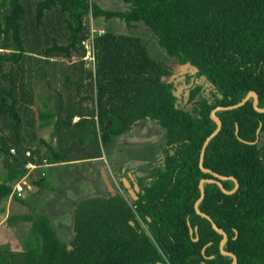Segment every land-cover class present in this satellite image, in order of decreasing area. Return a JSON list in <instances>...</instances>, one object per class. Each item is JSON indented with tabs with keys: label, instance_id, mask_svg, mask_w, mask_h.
Masks as SVG:
<instances>
[{
	"label": "trees",
	"instance_id": "1",
	"mask_svg": "<svg viewBox=\"0 0 264 264\" xmlns=\"http://www.w3.org/2000/svg\"><path fill=\"white\" fill-rule=\"evenodd\" d=\"M104 1L0 0V213L7 200L27 205L26 185L18 195L15 184L48 166L101 165L97 179L110 183L73 203L66 241L46 214L8 217L29 227L21 250L0 245V264H230L222 236L194 210L200 180L213 179L198 161L216 129L212 110L250 91L264 108V0ZM98 19L143 23L177 67L191 68L183 90L140 37L94 28ZM216 116L203 167L238 188L226 195L206 183L198 208L227 234L223 250L237 264H264V112L251 98ZM142 124L160 129L151 139L159 155L142 175L111 172L123 194L107 168ZM49 127V141L36 134ZM42 177L29 182L42 187ZM123 179L138 187L136 200Z\"/></svg>",
	"mask_w": 264,
	"mask_h": 264
},
{
	"label": "rangeland",
	"instance_id": "2",
	"mask_svg": "<svg viewBox=\"0 0 264 264\" xmlns=\"http://www.w3.org/2000/svg\"><path fill=\"white\" fill-rule=\"evenodd\" d=\"M100 3L104 4L105 1L100 0ZM99 21L103 23L105 29L117 34L140 37L151 58L163 62L169 67H175L176 86L179 91L183 90L185 85L183 74L190 72L191 68L189 66L177 67L165 53V50L158 45L155 35L143 23H137L136 27L131 28L118 19L108 21L98 19V21H94V28L97 27L96 23ZM40 103V100L36 98L35 107L39 106ZM159 130L156 127L143 128L142 124L134 129L133 139L125 142V145L121 144L116 147V154L114 156L115 166L112 167L114 171L107 168V174H109L111 183L116 185L117 189L121 190V193L123 192L124 194V190L119 187L118 182L114 178L115 171H118L116 168L129 166V171H139V174L142 175V170L148 169V165L146 164H151L156 155H159V151H157L159 148L158 139L155 143L151 141L152 137L159 135ZM51 131L52 128L49 127L37 130L36 134L49 141ZM144 162L147 163L143 164ZM81 164L83 163L68 165V167L48 166L40 169L43 177L41 173L38 174L39 172L37 171L39 170H36L34 173L31 171L27 179H22V183L26 185L27 189L25 200H27L28 204L22 205L13 200H7L3 203V213H0V245L8 244L12 251L22 249V235L28 229L29 222L20 221L10 225L6 223V220L12 215L21 216L29 213L48 215L51 218L52 224L58 230V236L65 241L69 239L71 234L69 217L73 203L88 194H101L110 189L109 182L105 184L103 178L101 180L97 179V172L100 170L101 165L94 166V169H91V167H82ZM4 172L3 163H0V173L3 175ZM111 172L114 174H111ZM38 175L39 177H37ZM40 177L44 178V186L42 187L32 186L29 182V180H37Z\"/></svg>",
	"mask_w": 264,
	"mask_h": 264
},
{
	"label": "water",
	"instance_id": "3",
	"mask_svg": "<svg viewBox=\"0 0 264 264\" xmlns=\"http://www.w3.org/2000/svg\"><path fill=\"white\" fill-rule=\"evenodd\" d=\"M251 98H252V106H253L254 110H256L259 113L264 112V108H258L257 107L258 96L253 91L248 92L247 95L245 96V98L241 102H239V103H237L235 105L228 106V107H216L214 110L211 111L210 118L215 122L216 129L212 132V134H210L205 139V141H204V143L202 145V148L200 150L199 161H198L199 169L202 172L209 173L213 177V179H201L200 180V182L198 184L200 196H199L198 200L194 204V210H195L197 215L206 218L210 222L213 230L216 231L218 234H220L222 236V239L220 240V243H219V249H220L221 254L229 256V257L232 258V262L230 264H237V258H236V256L233 253L226 252V251L223 250V247H224V245L226 244V242L228 240L227 234L222 229L218 228L217 225L211 220V218L208 215H206L205 213H202L199 210L198 206H199V203L203 200L204 195H205L204 184H206V183L216 184L219 187V189L224 194L230 195L233 192H235L236 189L238 188V182H237V180L234 177L222 176V175H219V174H217V173H215V172H213V171H211L209 169H205L203 167L204 154H205V150H206V147H207L209 141L219 133V131L221 129V126H222L220 119L218 117H216L215 113L218 112V111H222V110H232V109L238 108V107L244 105ZM226 180H232L234 182V188L231 191H227L222 185V181H226ZM123 183H124V186L129 189V193L132 195V197L136 198V191L138 190V187L135 186L134 189L133 188L130 189L131 185L127 181V179H123ZM194 230L196 231L197 229L195 228ZM194 230L192 228L189 229V232H190L191 235L194 232ZM194 241H197V237L194 239ZM158 264H162V263H158Z\"/></svg>",
	"mask_w": 264,
	"mask_h": 264
},
{
	"label": "built area",
	"instance_id": "4",
	"mask_svg": "<svg viewBox=\"0 0 264 264\" xmlns=\"http://www.w3.org/2000/svg\"><path fill=\"white\" fill-rule=\"evenodd\" d=\"M30 169L34 168L33 165H29ZM25 184L22 183V181H19L15 184L14 190L18 193V195H21V191L24 188Z\"/></svg>",
	"mask_w": 264,
	"mask_h": 264
},
{
	"label": "flooded vegetation",
	"instance_id": "5",
	"mask_svg": "<svg viewBox=\"0 0 264 264\" xmlns=\"http://www.w3.org/2000/svg\"><path fill=\"white\" fill-rule=\"evenodd\" d=\"M215 115H216V113H215ZM217 117V116H216ZM221 121V120H220ZM258 134V133H257ZM130 177V179L133 181V178L131 177V176H129ZM131 188H133L134 189V185H133V187H132V185H131ZM130 188V189H131ZM127 190H128V194L132 197V195L129 193V189L127 188ZM138 191V190H137ZM134 200H136L138 197H137V195H136V198H134V197H132Z\"/></svg>",
	"mask_w": 264,
	"mask_h": 264
},
{
	"label": "clouds",
	"instance_id": "6",
	"mask_svg": "<svg viewBox=\"0 0 264 264\" xmlns=\"http://www.w3.org/2000/svg\"><path fill=\"white\" fill-rule=\"evenodd\" d=\"M131 185V184H130ZM131 188V187H130ZM132 189V188H131Z\"/></svg>",
	"mask_w": 264,
	"mask_h": 264
}]
</instances>
